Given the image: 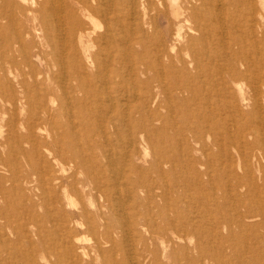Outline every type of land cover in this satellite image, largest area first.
<instances>
[{"label": "bare ground", "instance_id": "1", "mask_svg": "<svg viewBox=\"0 0 264 264\" xmlns=\"http://www.w3.org/2000/svg\"><path fill=\"white\" fill-rule=\"evenodd\" d=\"M166 17L174 21V30L163 40L159 27ZM1 102L10 112L2 143L10 149L12 176L17 177L18 158H23L29 169L17 179L35 183L45 212L35 215V201L25 206L34 210L26 224L35 226L37 240L27 236L32 250L0 254V264H124L113 257L114 249L127 238L143 240L138 215L129 214L138 196L130 175L137 165L133 157L151 154L150 148L155 171L180 160L187 183L200 193L158 202L162 206L144 217L148 237L233 241L232 223L244 232L248 225H264L260 199L255 207L237 196L230 201L238 186L256 188L254 172L264 181V0H0ZM241 118L255 126L234 127L235 135L230 127ZM203 175L215 192L205 189ZM164 178L138 181L157 191L147 200L170 196L172 183ZM4 179L0 174L2 197ZM123 197L130 202L128 210L117 206ZM184 202L194 209L192 216L180 211ZM222 204L243 209L224 213ZM66 206L80 217L73 226L65 220ZM114 214L120 216L117 227ZM221 226L228 236H221ZM80 229L95 234V242L85 245L75 237ZM117 229L124 237L118 245L112 240ZM50 240L55 242L45 244ZM171 245L169 252L180 255L182 250ZM162 247L161 253H168V245ZM150 250L147 255L157 259L158 250Z\"/></svg>", "mask_w": 264, "mask_h": 264}, {"label": "rangeland", "instance_id": "2", "mask_svg": "<svg viewBox=\"0 0 264 264\" xmlns=\"http://www.w3.org/2000/svg\"><path fill=\"white\" fill-rule=\"evenodd\" d=\"M169 18V19H168ZM170 20V17H166V18H164V20H163V22H162V26L160 25V27H159V29H161L160 30V32L162 33L161 35H159L160 37H162L161 39H163V40H168V39H170V37L172 36V33H171V31H173L174 30V28H173V30H172V27H174V21L172 22V21H169ZM172 23V24H171ZM171 28V29H170ZM171 30V31H170ZM171 34V35H170ZM214 62H211L210 64H212V67L213 68H216L215 67V64H213ZM210 64H208L209 66H211ZM142 66V65H141ZM116 81H118V80H120V78L121 77H119V76H114L113 77ZM216 79V78H215ZM211 82H214V80L213 81H211ZM243 85H244V83H243ZM181 94H183V95H186L187 93L186 92H184V93H181ZM4 103H0V174H3L4 176H5V179L3 180V185L5 186V190H6V192L5 193H7V194H5L3 197H2V195L0 194V212L1 211H3V213L1 212V214H0V216H2V217H0V254H1V256H3V257H5V256H11V255H14L15 253V251H22L24 254L25 253H27L28 251H30V250H32V249H30V246H29V244H28V242H29V238L27 237V236H30L31 238H33L32 240L35 242L36 240H37V237H35V234H34V232L32 231L33 230V228H35V226H33V224L31 223H28V224H26V222L28 221V219L27 218H29V217H31L32 215H33V213H34V210H31L30 212H29V210H27V209H25V206L27 205V204H29V205H31L32 204V202L31 201H35V202H37L38 203V206H37V211L35 212V215L36 216H38V214H40V213H43V212H45V210L43 211V207H39V203H40V199H39V197H40V195H42V193H40L41 191L39 190V188L35 185V183L33 182V181H31V182H29V183H25V181H21L20 179H21V177H20V179H17V177L23 172V171H27L28 169H29V167H28V165L26 166L25 165V160L23 159V158H21V157H19L18 158V162H17V170H16V178H14L12 175H13V171H14V168H12L11 166H9V164H8V154H9V147L7 146V144L5 143V144H3L2 143V140H3V135H6V133H7V125H6V118L9 116V114H10V112H8V110L6 111L5 110V105H3ZM4 106V107H2V106ZM192 106L194 105V104H191ZM194 107V106H193ZM4 111V112H3ZM5 115V116H4ZM177 117V116H176ZM178 118V117H177ZM3 120V121H2ZM249 121V120H248ZM247 120H245L244 118H241V119H238V121H237V123L236 124H234V125H231V129L233 130L234 129V127H235V129L238 127L239 129H240V127H241V130H243V129H247L248 127H250V128H254V126H255V124H254V122H248ZM239 123H240V125H239ZM177 124H180V122L179 123H177ZM2 125V126H1ZM236 125H238V126H236ZM252 125V126H251ZM245 126H247V127H245ZM234 129V133H235V130ZM233 133V134H234ZM235 135H236V133H235ZM234 135V136H235ZM251 137L252 136H250L249 138L251 139ZM192 144L193 145H195L196 146V142H192ZM150 149H152V150H150V151H152L151 152V154H149V155H147V156H145V157H142L143 156V154H138L139 156H134V157H136V158H134L133 157V159H134V161L133 162H136V163H133L134 165H136V169H135V172H133V173H130V175H131V177L133 178V181H132V184H133V182L134 183H136L137 182V186H138V189H137V187H136V189H135V193L138 195L137 196V199L139 200V203H137L138 201H137V199H136V205H135V208H131L130 210H129V214H132V213H134L135 212V214L136 215H138V219H137V222H136V226H137V228H138V231H139V233H141L142 235H143V240L141 241V240H138L137 238H135L134 237V239H130V238H127V240L125 241V245H122L121 246V244L117 247V248H115L114 249V251H113V257H115L116 258V260L117 261H119V262H121L122 260L123 261H125L124 262V264L126 263V264H128V262H129V264H216L218 261L217 260H219V258H220V261H224L225 262V264H227L228 262V264H264V262L262 261V260H264V249H263V247H264V225L262 226L260 223H258V225H254V226H250V225H248V228H247V226H246V228H247V230H245V232H244V230L242 229V228H240V227H238L237 225H236V223H232V226H230L231 228H232V231L234 232L233 234H235L236 235V237H235V239H233V241H227V237H223V236H228V229L227 228H224V227H220L221 228V234L223 233V234H226V235H221L222 237H223V239L222 238H220V240H221V242H220V240L218 241L217 239H210V240H205L204 239V241H201V240H199L198 238H197V236L195 237V236H192V235H187V236H185V238L184 239H179V241H180V243H182L181 245H180V243H179V241L178 240H176V239H173V241L170 239V237H169V239L171 240V241H169L168 240V237H166V238H162V239H158V238H155V237H148L149 236V233H148V228L146 227V225H145V219H144V217L145 216H148L150 213L152 214L156 209H158V207H160V205H161V203H162V205H163V203H164V201H166L165 203H169V202H172V200L174 199V198H181V197H186L185 199L186 200H188V198L190 197V196H198L199 194H198V192L200 193V191L199 190H197V188L194 186V185H190V184H188L187 182H189L188 180H187V178H186V174H185V172H186V168H181V164H179L181 161L180 160H173L174 162H162L163 164H161L162 165V167L165 169H163L162 168V172L160 171H155V169L152 167V160H153V157L151 156V155H153V148H150ZM142 155V156H141ZM19 156H21V155H19ZM21 158V159H20ZM222 159H219V162H223L224 160H225V158L224 157H221ZM145 159V160H144ZM139 161V162H138ZM176 161V162H175ZM171 163V164H170ZM175 163V164H174ZM194 163V165L195 166H197L198 168H200L199 170H204V165L203 164H200V163H198V162H194V161H192V163H190V164H193ZM24 164V165H23ZM27 164V163H26ZM165 164V165H164ZM179 164V166H177ZM189 164V163H188ZM189 164V165H190ZM215 163H213V165H214ZM234 164H235V166H237V164L234 162ZM23 165V166H22ZM141 165V166H140ZM168 165V166H167ZM173 165V166H172ZM200 165V166H199ZM202 165V166H201ZM118 167H119V169L121 168L119 165H117ZM27 167V168H26ZM149 167H151V168H149ZM172 167H173V169H172ZM175 167V168H174ZM177 167H179V168H177ZM185 167V166H184ZM203 167V168H202ZM138 168V169H137ZM146 170L147 169V171H144V169ZM166 168H168V169H166ZM171 170H170V169ZM152 169H153V171H152ZM182 169V170H181ZM151 170V171H150ZM169 170V171H168ZM20 171V172H19ZM137 171V172H136ZM143 171V172H142ZM150 171V172H149ZM164 171V172H163ZM166 171V172H165ZM173 172V173H168V172ZM180 171H182V172H180ZM183 171H184V174H182L183 173ZM239 171H241L240 170V168H239ZM24 172V173H25ZM139 172V173H138ZM149 172V173H148ZM158 172V173H157ZM180 172V173H179ZM161 173V175H159ZM165 174V176H164V174ZM175 173V174H174ZM179 176H177V175ZM180 174V175H179ZM191 175L193 174L194 175V177H195V173H190ZM174 175V176H173ZM255 175H256V177H255ZM257 175H259V176H257ZM161 176H163V178L165 179V180H168V182H169V185L172 183V185H170V189H172V191L169 189V194H170V198L168 197L167 199L166 198H163V197H160V196H156V197H152V199H151V201L150 200H147L148 198H147V195H149V194H153V196H154V194H155V192H157L156 191V189H152V190H154V192L152 191V190H148V188H145L146 186H144V185H141L142 184V182H139L138 183V181H141V179H142V181L144 180V182H147V183H152V182H154V180L155 181H159L160 179H159V177L161 178ZM173 176V177H172ZM141 177V178H140ZM178 179V181H176L177 179ZM254 177H255V184H256V188H254V190H256V191H254V190H251V189H249V187H247L246 185H242V186H238L237 187V191H235V195L234 196H231V195H229V198H230V196H231V203H233V199L234 198H236V196H237V199H240L241 201H244V203H250L252 206H257L258 205V199H260V202H259V204L261 205V207H262V210L264 211V181L261 179L262 178V176L258 173V172H254ZM12 180H11V179ZM135 178H137V179H135ZM140 178V179H139ZM204 178H206L205 179V181H206V190L207 191H210V190H208V189H211V190H213V192H215V188L214 189H212L211 187H210V185H213V184H211L212 182L211 181H208L209 179V177H207L206 175H203L202 176V179L201 180H203V182L205 183V181H204ZM174 179V180H173ZM183 179H185L184 181H183ZM264 179V178H263ZM8 180V181H7ZM183 182H182V181ZM157 181V182H158ZM172 181V182H171ZM220 181H225V178L223 179V178H221V180ZM15 182V183H14ZM33 182V183H32ZM176 182V183H175ZM182 182V183H181ZM209 182V183H208ZM179 183V184H178ZM186 183V184H185ZM208 183V184H207ZM260 183V184H259ZM261 183H262V185H261ZM13 184H15V185H13ZM19 184H21L22 185V188H21V186H19ZM139 184V185H138ZM175 184H177V185H175ZM179 185V186H178ZM189 185V186H188ZM257 185H258V187H259V189L257 188ZM13 186V187H12ZM29 186V187H28ZM36 186V187H35ZM140 186H141V188H140ZM175 186H177V187H175ZM182 186V187H181ZM193 186V188H191V189H188L189 187H192ZM11 187V188H10ZM181 187V188H180ZM184 187V188H183ZM216 188H218L217 186H215ZM14 188V189H13ZM120 188H123L124 189V185H122V183H121V185H120ZM155 188V187H154ZM261 188H262V190H263V192H262V190H261ZM35 189V190H34ZM144 189H146L145 190V192H144ZM174 189V190H173ZM186 189H188V190H186ZM8 190V191H7ZM19 190V191H18ZM21 190V191H20ZM184 190V191H183ZM191 190V191H190ZM205 190V191H206ZM242 190V192H244L245 194H243L242 192L240 193V191ZM259 190V191H258ZM137 191V192H136ZM147 191V192H146ZM149 191V192H148ZM152 191V192H151ZM185 191H189L188 193L187 192H185ZM239 191V192H238ZM247 191V192H246ZM38 192V193H37ZM216 192H219V195L220 194H222L223 193V191L221 190V189H216ZM250 192V193H249ZM253 192V193H252ZM258 194H257V193ZM183 193V194H182ZM234 193V192H233ZM237 193V194H236ZM247 193H249V194H247ZM257 194V195H255V194ZM25 196H27V197H25ZM177 194H181L180 196L179 195H177ZM184 194H186V196H182V195H184ZM197 194V195H196ZM252 194H253V196H252ZM190 195V196H189ZM240 195V196H239ZM242 195V196H241ZM245 195V196H244ZM247 195H249V197L247 196ZM251 195V196H250ZM260 195V196H259ZM262 195V196H261ZM30 196V197H29ZM171 196H173V197H171ZM176 196V197H175ZM179 196V197H178ZM240 198H239V197ZM255 196V197H254ZM160 197V198H159ZM245 197H247V198H245ZM259 197V198H258ZM263 199H262V198ZM32 198V199H31ZM35 198V199H34ZM124 198V197H123ZM154 198V199H153ZM171 198H173V199H171ZM250 198V199H249ZM253 200H252V199ZM157 199V200H156ZM158 199H159V201H158ZM163 199H165L163 202H162V200ZM171 199V200H170ZM242 199H244V200H242ZM262 200V201H261ZM141 201V202H140ZM149 201V202H148ZM156 201H157V204H156ZM246 201V202H245ZM251 201V202H250ZM255 201V203H253ZM88 202V200L86 201V204H88L87 203ZM123 204H122V203ZM154 202H155V204H156V206L157 207H155L154 205ZM158 202H161V203H158ZM210 202V203H209ZM117 203H118V201H117ZM130 202H128L125 198L124 199H121L120 201H119V204L117 205L118 206V208L119 209H121L122 208V206L120 207V204L121 205H123V207L125 206L126 207V209L125 210H128V208H129V204ZM185 203V202H184ZM208 203H209V206L210 207H215V205H213V202L212 201H208ZM212 203V204H211ZM256 203H257V205H256ZM228 204V203H227ZM161 205V206H162ZM186 205V203L185 204H181V207H182V209L180 208V211L181 212H184V214L185 213H188V216H192L194 213L192 212L194 209H192V207L191 206H189V207H187V205ZM64 208V210H65V220L68 222V225L70 226H73L74 225V223H75V221L76 220H79L80 219V217L76 214L77 213V209L76 208H72L71 206L69 207V206H66V207H63ZM67 208V209H66ZM189 210H188V209ZM220 208H223L222 209V211L224 212V213H234V212H236L237 210H241V209H243L241 206H239V204L238 205H236V204H234V207L233 206H231V207H229L228 208V206L227 205H225L224 206V204H222L221 205V207ZM4 209V210H3ZM72 209V210H71ZM190 209H191V211H190ZM27 210V211H26ZM74 210V211H73ZM186 210H188V211H186ZM74 212H75V214H74ZM29 214H31V215H29ZM71 214H72V216H71ZM74 214V215H73ZM25 215V216H24ZM70 215V216H69ZM186 216H187V214H186ZM5 217V218H4ZM8 217V218H7ZM77 217H79V218H77ZM112 217H113V222H115L114 223V225L117 227L118 225H120V220L118 219V217L120 218V216L119 215H116V214H114V216L112 215ZM125 217V216H124ZM256 218L258 219V220H256ZM261 217L260 216H257V217H255V220L258 222L259 221V219H260ZM69 219H71V220H69ZM6 220V221H5ZM24 220V221H23ZM73 220V221H72ZM115 220V221H114ZM117 220V221H116ZM72 221V222H71ZM158 221H160L159 219H158ZM4 222V223H3ZM22 223H24V224H22ZM144 223V224H143ZM3 224L5 225V226H3ZM23 225V226H22ZM25 226V227H24ZM207 226H209V225H207ZM259 228H258V227ZM22 227H24L25 228V230H23V228ZM257 228V229H256ZM4 229H5V231H4ZM9 229V230H8ZM11 229V230H10ZM256 231H255V230ZM22 230V231H21ZM27 230V232H25ZM257 230L259 231L258 232V234L256 233L257 232ZM117 231H118V233H115V234H118V235H113V238H112V240L116 243V245H118L119 243H121V240L124 238V237H122L121 238V236L123 235V234H120L121 232H120V230L119 229H117ZM252 231H254V232H252ZM4 232V233H3ZM12 232V233H11ZM83 232V233H82ZM86 232H88V231H83L82 229H80V231L78 230V231H74V233H76L77 234V236H75V237H78V239L80 238V240L82 241L83 240V243L85 244V245H91V243H94L95 242V239L97 238V236L95 235V234H93V233H91V232H88V233H86ZM14 233V234H13ZM80 233V234H79ZM245 233H246V235H245ZM249 233V234H248ZM253 233V234H252ZM255 233V234H254ZM86 234V235H85ZM7 235V236H6ZM25 235V236H24ZM129 235V234H128ZM261 235V236H260ZM81 236V237H80ZM84 237H86L87 238V241H86V239L83 238ZM96 237V238H95ZM148 237V240H149V242L148 241H146L145 239ZM74 238V237H73ZM82 238V239H81ZM121 239V240H120ZM152 239H154V241L152 240ZM163 239H164V241H163ZM225 239V240H224ZM124 240V239H123ZM162 240V241H161ZM4 241H6V243L4 242ZM55 242V241H53V240H50V241H47V242H45V244H48L49 242ZM145 241V242H144ZM175 241H177V243H179L178 245H176L177 243L175 242ZM171 242H172V244H175V246L173 247V248H176L177 249V247H178V249H177V251L179 252V250H182V251H180V253L181 254H190V256L188 255H179L178 253H175V255L173 256V253H171V252H169V250H170V248H171ZM228 242V243H227ZM111 243V242H110ZM110 243H106V244H104L105 246H108V245H110ZM161 243H163V245L162 246H167L168 245V253H161L162 251V246H161ZM164 243H166V244H164ZM170 243V244H169ZM225 243V244H224ZM7 244V245H6ZM131 244V245H130ZM146 246H145V245ZM148 244H151V245H149L148 246ZM198 244V245H197ZM200 244V245H199ZM219 244V245H218ZM222 244V245H221ZM229 244V245H228ZM153 245V246H152ZM154 245H156V246H154ZM170 245V246H169ZM182 246L181 248H184V245H185V248L184 249H180V246ZM218 245V247H216ZM224 245V246H223ZM228 245V246H227ZM5 246V247H4ZM177 246V247H176ZM223 246V247H222ZM109 247V246H108ZM145 249H144V248ZM148 247H150V248H148ZM156 248L157 250H158V257H157V259L152 255V253H150V254H148L147 255V252H146V249H151L150 251H153V250H156V249H152V248ZM204 247H206L207 249H206V251H207V253L206 254H204V255H202L201 256V258L199 257L200 255H201V250L204 248ZM230 247V248H229ZM3 248H4V250H3ZM133 248V249H132ZM142 248V249H141ZM211 248H213V250L211 249ZM219 248V249H218ZM222 248V249H221ZM228 248V249H227ZM144 249V251H142ZM187 249V250H186ZM209 249V250H208ZM211 249V250H210ZM2 250H3V252H2ZM225 250V251H224ZM176 251V252H177ZM188 251V252H187ZM219 251V252H218ZM160 252V253H159ZM224 252V253H223ZM149 253V252H148ZM211 253V254H210ZM216 253H217V255H216ZM3 254V255H2ZM141 254V255H140ZM176 254L177 255H179V256H176ZM208 254V255H207ZM213 254H215V255H213ZM227 254V255H226ZM143 255V256H142ZM164 255V256H163ZM193 256V258H194V260L195 259H197V260H190V259H192V256ZM206 255V256H205ZM210 255V256H209ZM224 255H226V257L224 256ZM142 256V257H141ZM147 256V257H146ZM153 257V259H152V257ZM180 256H183L184 257V259H182L183 257H181L180 258ZM218 256V257H217ZM61 258H63L62 256H60ZM90 257H92V256H89V258L88 259H91V260H93L92 258H90ZM139 257H141V258H139ZM143 257H146V260L145 259H143ZM148 257H150L149 259H148ZM178 257V258H177ZM197 257V258H196ZM38 258V257H37ZM123 258H125V259H127V261L126 260H124ZM137 258V259H136ZM173 258H174V260H173ZM176 258V259H175ZM186 258V259H185ZM187 258H188V260H187ZM214 258H216L215 260L216 261H214ZM218 258V259H217ZM224 258V259H223ZM55 259L54 258V256H52L51 258H50V260H51V262L53 261V260ZM107 259H109L108 257H107ZM151 259V260H150ZM181 259V262H179V260ZM229 259H231V261L229 260ZM140 260V261H139ZM149 260H150V262H149ZM153 260L155 261V262H153ZM227 260H229V261H227ZM42 261V260H41ZM94 261H96V258L94 259ZM142 261V262H141ZM144 261V262H143ZM227 261V262H226ZM40 262V261H39ZM141 262V263H140ZM151 262H153V263H151ZM21 264H23V263H21ZM50 264H52V263H50ZM217 264H220V262H218ZM224 264V263H223Z\"/></svg>", "mask_w": 264, "mask_h": 264}]
</instances>
